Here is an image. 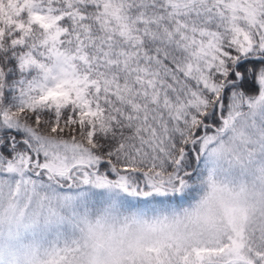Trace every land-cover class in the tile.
<instances>
[{"label": "snow or ice", "instance_id": "6c2138e0", "mask_svg": "<svg viewBox=\"0 0 264 264\" xmlns=\"http://www.w3.org/2000/svg\"><path fill=\"white\" fill-rule=\"evenodd\" d=\"M0 264H264V0H0Z\"/></svg>", "mask_w": 264, "mask_h": 264}]
</instances>
